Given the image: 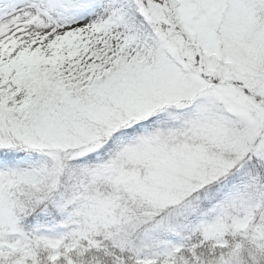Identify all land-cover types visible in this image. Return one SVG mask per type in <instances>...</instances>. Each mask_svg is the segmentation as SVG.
<instances>
[{"label":"snow or ice","instance_id":"6c2138e0","mask_svg":"<svg viewBox=\"0 0 264 264\" xmlns=\"http://www.w3.org/2000/svg\"><path fill=\"white\" fill-rule=\"evenodd\" d=\"M0 264H264V0H0Z\"/></svg>","mask_w":264,"mask_h":264}]
</instances>
